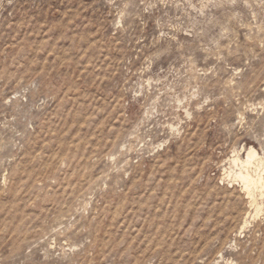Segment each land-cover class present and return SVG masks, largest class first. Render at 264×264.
Here are the masks:
<instances>
[{
    "label": "rangeland",
    "instance_id": "1",
    "mask_svg": "<svg viewBox=\"0 0 264 264\" xmlns=\"http://www.w3.org/2000/svg\"><path fill=\"white\" fill-rule=\"evenodd\" d=\"M250 147L264 0H0V264H264Z\"/></svg>",
    "mask_w": 264,
    "mask_h": 264
},
{
    "label": "bare ground",
    "instance_id": "2",
    "mask_svg": "<svg viewBox=\"0 0 264 264\" xmlns=\"http://www.w3.org/2000/svg\"><path fill=\"white\" fill-rule=\"evenodd\" d=\"M230 164L232 165L231 168L234 167L237 170L230 172L229 177L232 182L240 185L241 192L245 198L249 199V204L253 206L255 196L257 194L261 197L264 195V158L260 157L257 151L250 147L245 151V158L241 159L236 153L231 157ZM259 212L260 209L256 207L254 214L257 216ZM246 224L245 221L243 226L241 225V230Z\"/></svg>",
    "mask_w": 264,
    "mask_h": 264
}]
</instances>
